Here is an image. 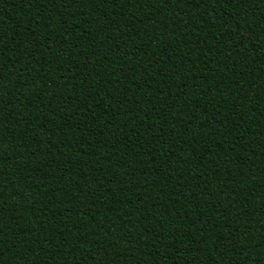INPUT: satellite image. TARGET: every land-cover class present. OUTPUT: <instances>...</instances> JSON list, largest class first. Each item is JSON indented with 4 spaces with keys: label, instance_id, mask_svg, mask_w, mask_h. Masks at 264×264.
Masks as SVG:
<instances>
[{
    "label": "trees",
    "instance_id": "16d2710c",
    "mask_svg": "<svg viewBox=\"0 0 264 264\" xmlns=\"http://www.w3.org/2000/svg\"><path fill=\"white\" fill-rule=\"evenodd\" d=\"M0 264H264V0H0Z\"/></svg>",
    "mask_w": 264,
    "mask_h": 264
}]
</instances>
